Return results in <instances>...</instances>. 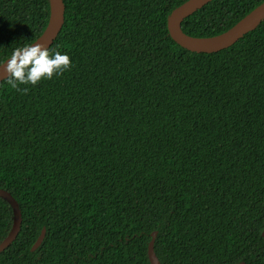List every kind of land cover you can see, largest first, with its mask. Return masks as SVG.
I'll return each mask as SVG.
<instances>
[{"label": "trees", "instance_id": "16d2710c", "mask_svg": "<svg viewBox=\"0 0 264 264\" xmlns=\"http://www.w3.org/2000/svg\"><path fill=\"white\" fill-rule=\"evenodd\" d=\"M186 1L64 0L47 48L71 67L0 82V188L22 212L0 264H151L154 231L162 264H264V20L195 52L168 27ZM262 2L212 0L182 28L215 37ZM50 15V0H0V65ZM13 217L0 197V242Z\"/></svg>", "mask_w": 264, "mask_h": 264}, {"label": "water", "instance_id": "95a60500", "mask_svg": "<svg viewBox=\"0 0 264 264\" xmlns=\"http://www.w3.org/2000/svg\"><path fill=\"white\" fill-rule=\"evenodd\" d=\"M51 1V15L47 28L43 34L32 44H43L45 47L50 46L58 34L60 33L65 21V2L64 0H50ZM212 0H188L176 9L170 15L168 27L172 38L183 47L195 52H216L225 49L245 34L252 31L262 20H264V2L258 5L232 28L225 33L215 37H195L184 32L182 22L185 18L201 9L203 6ZM8 60V59H7ZM7 60L1 65H6ZM8 76L4 68H0V82ZM0 197L7 200L13 208V225L9 234L0 242V253L9 247L17 238L22 225V212L20 205L15 197L4 188H0ZM46 229L43 228L37 241L32 246V250H36L44 240ZM157 231L153 232V238L149 243V259L151 264H162L155 252V240ZM264 237V230H263ZM237 264H246L245 261Z\"/></svg>", "mask_w": 264, "mask_h": 264}, {"label": "clouds", "instance_id": "9594fccd", "mask_svg": "<svg viewBox=\"0 0 264 264\" xmlns=\"http://www.w3.org/2000/svg\"><path fill=\"white\" fill-rule=\"evenodd\" d=\"M72 61L66 52L53 50L51 53L43 44H29L13 50L6 65H0L8 73L12 87L21 84L36 85L50 80L71 67Z\"/></svg>", "mask_w": 264, "mask_h": 264}]
</instances>
